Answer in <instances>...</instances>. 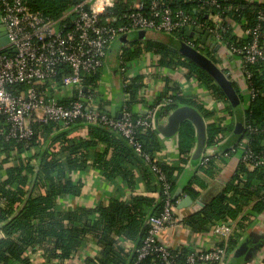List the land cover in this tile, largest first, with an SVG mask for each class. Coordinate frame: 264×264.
Returning a JSON list of instances; mask_svg holds the SVG:
<instances>
[{
	"label": "trees",
	"instance_id": "16d2710c",
	"mask_svg": "<svg viewBox=\"0 0 264 264\" xmlns=\"http://www.w3.org/2000/svg\"><path fill=\"white\" fill-rule=\"evenodd\" d=\"M24 1L31 10L58 19L75 0ZM165 1L173 9H185L209 25L212 24L209 20L210 14L220 15L224 19L220 29L227 44H240L248 39L234 36L226 17L241 21L247 29L261 24V44L263 43L264 3L247 0H216L215 3H209V0ZM128 10L130 9L116 2L108 13L122 15ZM176 34L187 37L182 31ZM153 46L161 53V64L184 66L188 77H195L217 99L229 101L212 75L199 64L189 58H183L178 49L162 44ZM147 47L151 48L152 43L147 44ZM140 51V48L123 51V63L137 57ZM174 58L178 60L174 61ZM243 69L250 72L247 84L255 95L250 93L248 106L244 109V128L237 135L234 147L245 140L248 147L264 153V59L248 64ZM99 79L100 70L87 78L85 84L95 88ZM56 81L61 84L59 80ZM126 81L125 90L129 99L123 106L131 110L130 103L140 100L139 90L143 82L141 76ZM232 84L243 103L244 97L240 94L238 85L235 81H232ZM174 90L166 85L155 102L158 104L162 97L166 99L161 106L163 111L160 112L159 118L183 104L199 109L206 120L213 116L214 112L208 110L203 103L179 91L175 93ZM61 101L69 103L67 100ZM228 109L233 113L234 108L230 103ZM139 115L144 116L134 114L135 117ZM5 122V118L0 116V264H33L27 251H35L36 248L40 249L48 260L53 261V264H66L76 252L86 248L92 239L97 243L99 250L96 254L87 256L83 264H166L157 257L156 252L138 262L136 249L142 244L146 231L137 243L139 234L148 216L161 212L166 194L164 184L159 178V173L153 169L152 163L139 154L126 137L105 125L86 123L78 119L68 126L54 121L34 122L31 138L6 139L2 132L7 128ZM207 123L208 147L218 148L219 143L235 128V123L229 126L218 122ZM86 124L89 137L71 136L73 131L86 127ZM249 127H252V130ZM137 137L143 145V152L151 159H158L157 162L169 183L168 192L173 197L183 168L168 165L158 157L164 142L157 130L152 127L139 129ZM195 141L194 125L189 121L183 122L178 133V144L180 153L189 155L184 160L185 163L189 161ZM99 143L105 144L103 151L95 148ZM111 148L113 151L109 156ZM91 151L93 152L90 154ZM90 157L93 158L92 164L107 179L113 180L116 176H122L130 188L136 182L135 168L143 166V179L147 183L149 194H131L126 200L111 198L107 204H99L94 208H65L61 199L67 195L79 196L83 189L82 180L75 179L72 173L85 170L90 164ZM201 166V170L213 175L214 164L211 156L207 165ZM194 184L201 188L207 186L199 176H193L185 187V193L193 199L200 194V190L193 187ZM173 202L176 203L174 200ZM248 209L256 213L264 211V167L250 168L241 159L225 187L200 212L192 214L190 218L193 224L201 228L218 221H235L234 234L228 245V249H232L248 227L251 215L247 212ZM125 241L133 242L137 248L127 250ZM174 253L175 264H185L189 250L181 248L174 250Z\"/></svg>",
	"mask_w": 264,
	"mask_h": 264
},
{
	"label": "built area",
	"instance_id": "2783aa9c",
	"mask_svg": "<svg viewBox=\"0 0 264 264\" xmlns=\"http://www.w3.org/2000/svg\"><path fill=\"white\" fill-rule=\"evenodd\" d=\"M116 2L75 0L60 18L53 19L31 10L24 0H0L3 25L9 38V44L0 49V116L7 124L2 132L6 139L26 140L33 136L34 122L54 121L68 126L81 119L86 123L105 125L126 137L135 150L152 163L166 194L163 209L149 218L143 242L136 249L138 262L156 252L163 263L175 264V249L157 242L159 233L174 220L175 203L158 159H151L143 152L137 137L139 129L154 128L153 113L135 117L123 106L121 116H116L89 103L93 98L90 92H81L69 103H63L54 95L47 96L45 89L49 84L53 90L58 86L80 88L87 78L102 69L108 46L119 35L135 30L176 33L186 26L202 27L226 44L230 53L239 58L243 69L264 59L262 26L257 24L248 28L246 42L227 44L220 29L222 25L206 24L185 9H173L165 0H140L122 15L108 13ZM208 2L215 3L216 0ZM186 43L196 48L195 39L186 37ZM121 69L124 71L125 67ZM243 72L246 79L250 77L249 71L243 69ZM241 145V159L250 168L264 167L263 152L248 147L245 140ZM209 160L210 155L205 153L201 165H207ZM212 229L216 245L209 249L195 248L189 252L185 264L225 263L234 226L223 220Z\"/></svg>",
	"mask_w": 264,
	"mask_h": 264
},
{
	"label": "crops",
	"instance_id": "0c3cea01",
	"mask_svg": "<svg viewBox=\"0 0 264 264\" xmlns=\"http://www.w3.org/2000/svg\"><path fill=\"white\" fill-rule=\"evenodd\" d=\"M139 1L140 0H117V2L128 9L134 7ZM247 1L264 3V0ZM225 19H227L226 21L231 27L234 36L238 38L247 37V28L241 21L234 20L230 17H226ZM209 20L213 26H220L224 19L218 14H210ZM149 30L152 31V33L148 34ZM142 31H144V33L139 34ZM131 33L135 34L133 38L130 36ZM191 38L197 41L196 48L199 51L207 55L213 61L216 60L214 62L232 81L236 82L240 94L244 97V102L241 104L243 109H245L248 106L250 89L239 58L231 54L226 44L218 40L215 35H212L211 40L205 43L201 42L202 34H196ZM150 42L152 43V47L148 48L147 44ZM185 42L186 38L176 33L152 29L135 30L130 33L121 34L107 48L104 66L100 70V79L97 87L94 88L84 83L80 88H62L58 86L53 90V88H51L52 84H49L50 86H47L45 93L47 96L54 95L61 100L70 102L72 99L77 98L81 92H90L93 94V98L89 103L96 105L101 110L120 116L123 104L129 99L125 90V84H127L126 80L141 76L143 86L139 90L140 100H133L130 103L131 111L134 114L139 113L145 116L149 112H152L154 116L157 111L160 114V112L163 111L161 106L166 99L162 97V100L158 104L155 102L162 94L165 86L168 85L175 89V93L179 91L181 94L203 103L208 110H212L214 114L209 120H206L207 122H218L223 126L236 123V113L234 111L230 113L228 109L229 101L226 102L222 100L220 103V99L214 97L195 77L187 76V69L184 66L174 64L168 66L160 63L162 58L161 53L155 50L153 45L162 44L172 49H178L182 57L187 58L180 51L181 45ZM262 44L264 48V40ZM135 48L141 49L138 56L127 60L123 65L121 62L123 51H133ZM173 60L177 61L178 58H174ZM122 66L125 67L124 71L121 69ZM85 86L87 87L85 88ZM172 91L173 89H171V92ZM167 116L168 115L162 114L160 118L161 121L164 122ZM85 126L86 127H80L73 131L71 136L76 138L89 137L88 125L86 124ZM160 137L164 145L158 152V157L168 165L173 164L183 168L177 180L178 188L181 187L183 189L180 198L189 195L185 193V187L190 182L191 178L197 175L207 183V186L201 188L194 184L193 187L200 190V194L207 188H210L204 196L205 199L210 201L214 194L216 196L225 187L241 162L242 145L240 143L238 146L234 147L237 140H229L230 134L225 136L224 140L219 143L218 148L207 147L205 151L207 154L211 153L210 156L214 164L213 175H208L201 170L202 166L193 169L188 162L185 163L184 160L189 155L180 153L178 136L169 139L164 138L162 135H160ZM224 144L227 146L224 147ZM95 148L103 151L106 146L104 143H99ZM95 148H93V150ZM112 151L113 149L111 148L109 150V156ZM92 152L93 151H91L90 154ZM92 159V157L89 158L90 164L85 170L72 173L75 179L82 180L83 189L79 196L67 195L61 199V203L65 208H94L99 204H107L111 198L126 200L131 194H149L147 183L143 179V166L135 168V175L137 178L133 187L130 188L122 176H116L113 180L107 179L100 170L92 164ZM150 195L155 196L156 194L150 193ZM205 206L197 210L193 204L179 209L175 203L174 220L159 233L157 242L175 250L186 248L189 252L193 251L195 248H212L217 243L212 229L214 224L206 228H201L193 224L190 218L192 214L200 212ZM247 212L251 213L248 227L244 235L240 237L233 248L228 249L227 259L224 264H231L232 259H234L233 264H262L264 258V211L262 213H256L248 209ZM229 222L233 226L236 225L235 221L229 220ZM124 244L127 250L132 249L134 246V243L130 241H125ZM98 250L97 243L92 239L86 248L76 252L73 257L67 260L66 264H83L87 256L96 254ZM27 254L32 259L33 264L54 263L48 260L38 248H36L35 251L28 250Z\"/></svg>",
	"mask_w": 264,
	"mask_h": 264
},
{
	"label": "water",
	"instance_id": "95a60500",
	"mask_svg": "<svg viewBox=\"0 0 264 264\" xmlns=\"http://www.w3.org/2000/svg\"><path fill=\"white\" fill-rule=\"evenodd\" d=\"M187 36L193 37L196 34H202L201 42L205 43L206 41H210L212 38V34L205 30L202 27L197 26H186L181 29ZM144 31L139 34H143ZM9 44V38L6 34L5 26L3 25L2 20V11L0 8V49ZM180 51L189 59L193 60L197 64H199L204 70H206L212 77L215 79L216 83L224 90L230 104L234 108V112L236 113V123L233 132L230 134L229 140L236 139L237 135H239L244 128L243 120H244V109L241 104L239 93L236 91L232 84V80L225 74V72L207 55L199 51L197 48L192 47L188 43H183L180 47ZM87 86H85L86 88ZM221 103L222 100L220 99ZM121 116V115H120ZM189 121L195 127L196 133V141L195 146L191 151V155L189 158V165L191 168H199L201 166L202 159L205 156V151L208 147L207 145V121L202 115V113L196 107L183 104L172 110L165 121H161L159 118L158 111L154 114V129L157 130L159 135H162L164 138H173L178 136L180 127L183 122ZM227 146L224 144V147ZM210 190L207 188L204 192H202L197 199H193L190 195H185L180 198L183 193V189L179 187L172 199L176 201L177 208L188 207L194 204L195 209H200L203 206L207 205L208 199H205V194ZM215 197V194L212 198ZM211 198V199H212ZM152 215L148 216L146 222L139 234L137 239V243L142 239L146 227L148 225L149 218ZM134 249L137 248L136 244H134Z\"/></svg>",
	"mask_w": 264,
	"mask_h": 264
},
{
	"label": "rangeland",
	"instance_id": "374dc122",
	"mask_svg": "<svg viewBox=\"0 0 264 264\" xmlns=\"http://www.w3.org/2000/svg\"><path fill=\"white\" fill-rule=\"evenodd\" d=\"M150 33H152V31L149 30V31H148V34H150ZM134 35H135L134 33H131V34H130L131 38H133ZM233 262H234V259H232V263H231V264H233Z\"/></svg>",
	"mask_w": 264,
	"mask_h": 264
},
{
	"label": "flooded vegetation",
	"instance_id": "af4514ba",
	"mask_svg": "<svg viewBox=\"0 0 264 264\" xmlns=\"http://www.w3.org/2000/svg\"><path fill=\"white\" fill-rule=\"evenodd\" d=\"M260 242V241H259ZM258 243V242H257Z\"/></svg>",
	"mask_w": 264,
	"mask_h": 264
}]
</instances>
